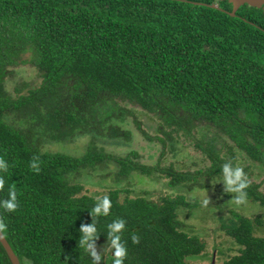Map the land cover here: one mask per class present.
Listing matches in <instances>:
<instances>
[{
  "label": "trees",
  "instance_id": "16d2710c",
  "mask_svg": "<svg viewBox=\"0 0 264 264\" xmlns=\"http://www.w3.org/2000/svg\"><path fill=\"white\" fill-rule=\"evenodd\" d=\"M214 2L224 10L208 5ZM225 10H232L228 0H0V157L8 164L0 201L14 185L19 203L15 212L0 207V217L21 264H92L79 243L81 225L95 223L102 248L108 225L121 218L124 264H194L206 243L186 228L183 213L224 206L220 228L238 251L217 264H264V192L249 180L247 202L260 211L238 212L222 174L240 151L264 167V11ZM25 64L40 83L14 95L7 82ZM131 105L154 117V135ZM80 135L90 137L80 155L42 147L46 138ZM140 139L158 151L153 163L136 149L114 154L101 145ZM187 147L206 164H165L169 152ZM93 173L114 187L84 191L78 177ZM141 175L176 193L123 195L120 186ZM194 190H212L217 204L186 195ZM104 195L110 214L92 216ZM0 264H12L1 242Z\"/></svg>",
  "mask_w": 264,
  "mask_h": 264
},
{
  "label": "rangeland",
  "instance_id": "374dc122",
  "mask_svg": "<svg viewBox=\"0 0 264 264\" xmlns=\"http://www.w3.org/2000/svg\"><path fill=\"white\" fill-rule=\"evenodd\" d=\"M40 77L36 69L30 64L20 65L15 68V73L11 77V80L7 82V89L14 95L18 93V90H22V92L27 91V85H38L40 83ZM134 108L135 114L138 116L139 120L143 123L144 127L149 130V132L154 135L156 133V122L154 117L151 114L146 113L140 106L131 105ZM131 129L135 131L136 126L131 123L129 125ZM88 137L84 135L76 136L73 139L70 138L67 140H63L62 142H54L53 139L46 138L44 144L42 145L43 149L50 151H62L72 155H80L84 152V148L86 143L88 142ZM90 138V137H89ZM101 144V143H100ZM106 151L112 152L114 154H126L132 149H136L143 155V159L147 163H153L158 156V151L152 150L144 141L136 140L130 142L129 144H113L110 142H103L101 144ZM187 145H189L187 143ZM176 162V166H181L186 169H196L198 167L206 164V160L201 155V153L192 150V147H187L183 151H180L177 156H173L172 153L167 154V160L165 164L169 162ZM236 163H239L242 167H244V171L247 174L249 180L260 185L259 189L264 192V167L261 164L248 155L244 154L240 151L239 158ZM94 177L89 178L85 175H80L78 180L84 183L85 189L92 194H99L103 192H107L112 186L111 178L105 179V182L99 180V174L93 173ZM151 179L145 175H141L139 180L142 179ZM137 178H135L132 182L123 184L120 188L124 189L122 192L123 195H131L135 194H144V191L148 192V196L153 199H158L161 195H167L176 193L170 188H167L163 184V180L161 182H149L145 181L141 183ZM128 190V192H126ZM197 198L199 201L203 203L204 199L210 198L212 204H217L213 200V192L212 190H194L190 194H186ZM231 208V207H230ZM236 209V211L246 214L248 216H253L254 213H258L260 210L257 206H253L252 203L246 202L243 205H238L232 207ZM224 211L220 213L229 214L227 206H224ZM187 213V215H186ZM217 212V209H201L196 213L185 212L182 215V219L184 223L187 224L186 228L191 231L193 234L199 235L206 243V249L202 256H198L196 258L190 259V263L194 264H210L214 262L215 264L220 263L222 259H224L227 254H233L238 251V244L230 238L226 234L224 230H222L220 220L217 216L220 214ZM260 232L264 234V228H258Z\"/></svg>",
  "mask_w": 264,
  "mask_h": 264
},
{
  "label": "clouds",
  "instance_id": "9594fccd",
  "mask_svg": "<svg viewBox=\"0 0 264 264\" xmlns=\"http://www.w3.org/2000/svg\"><path fill=\"white\" fill-rule=\"evenodd\" d=\"M38 158L34 157L31 167L39 172V164L37 163ZM8 170L7 162L0 157V171L6 172ZM223 184L225 192L235 193L233 202L236 205H243L247 202L246 189L250 186V181L247 174L239 163L233 165L232 161H228L222 166ZM5 187V179L0 176V191H3ZM97 203L92 209V216H108L112 207V201L109 196L104 195L103 197H97ZM210 198L203 200V206L207 207L210 203ZM0 207H3L8 212H15L19 203L17 200V192L13 185L9 189V198L0 201ZM126 227V221L124 219L114 220L108 225V243L107 247L98 248L96 240L99 235L95 223L82 224L80 232L82 236L80 238V246L90 255L92 264H100L101 260L105 256H111L113 264H124L125 259L128 255L126 244L122 242L121 234ZM6 224L2 217H0V233L6 232ZM133 243H139V237L133 235Z\"/></svg>",
  "mask_w": 264,
  "mask_h": 264
},
{
  "label": "water",
  "instance_id": "95a60500",
  "mask_svg": "<svg viewBox=\"0 0 264 264\" xmlns=\"http://www.w3.org/2000/svg\"><path fill=\"white\" fill-rule=\"evenodd\" d=\"M232 4V10L227 11L230 15L234 16L236 15L237 10L242 6L247 4L249 7H257L261 8L264 11V0H228ZM201 4V3H200ZM213 8L222 9L218 2H214L211 4H208ZM224 10V9H222ZM0 242L5 248L12 264H21L19 257L13 250L11 244L5 237L4 233H0Z\"/></svg>",
  "mask_w": 264,
  "mask_h": 264
}]
</instances>
